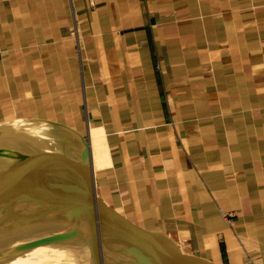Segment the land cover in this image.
I'll use <instances>...</instances> for the list:
<instances>
[{"label":"crops","instance_id":"1","mask_svg":"<svg viewBox=\"0 0 264 264\" xmlns=\"http://www.w3.org/2000/svg\"><path fill=\"white\" fill-rule=\"evenodd\" d=\"M89 123L106 227L264 264V0H0V130L89 165Z\"/></svg>","mask_w":264,"mask_h":264},{"label":"water","instance_id":"2","mask_svg":"<svg viewBox=\"0 0 264 264\" xmlns=\"http://www.w3.org/2000/svg\"><path fill=\"white\" fill-rule=\"evenodd\" d=\"M88 149L82 165L27 133L0 130V222L47 234L59 264H219L165 232L101 223Z\"/></svg>","mask_w":264,"mask_h":264},{"label":"bare ground","instance_id":"3","mask_svg":"<svg viewBox=\"0 0 264 264\" xmlns=\"http://www.w3.org/2000/svg\"><path fill=\"white\" fill-rule=\"evenodd\" d=\"M91 141L94 166L99 167L105 163L107 152L103 133L91 130ZM41 241V235H12L0 224V264H59L57 250L44 247Z\"/></svg>","mask_w":264,"mask_h":264},{"label":"built area","instance_id":"4","mask_svg":"<svg viewBox=\"0 0 264 264\" xmlns=\"http://www.w3.org/2000/svg\"><path fill=\"white\" fill-rule=\"evenodd\" d=\"M93 129H98L100 130L103 135H104V143H105V146L107 148V152L105 153V163L102 164L101 166L99 167H95L94 166V157H93V145H92V141H91V130ZM105 128L103 126H100V129L99 128H96V125H93V124H90L88 125V132H87V140L89 142V148H90V153H91V164H92V170H93V174H94V178H95V181H96V186H97V174L99 171L107 168V167H110L109 165H111V160H112V155L110 154V151H109V148H108V145H107V133L106 131L104 130ZM112 166V165H111ZM229 215V213H228Z\"/></svg>","mask_w":264,"mask_h":264},{"label":"rangeland","instance_id":"5","mask_svg":"<svg viewBox=\"0 0 264 264\" xmlns=\"http://www.w3.org/2000/svg\"><path fill=\"white\" fill-rule=\"evenodd\" d=\"M40 234L42 236V241L40 242V244H42L46 248H55L53 243H51V241L49 240L47 234H44V233H40ZM55 250H57V248H55Z\"/></svg>","mask_w":264,"mask_h":264}]
</instances>
